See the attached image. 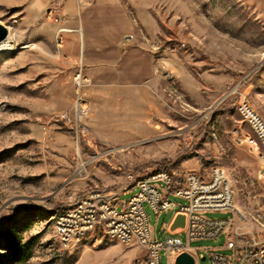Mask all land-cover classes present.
Returning a JSON list of instances; mask_svg holds the SVG:
<instances>
[{
    "label": "rangeland",
    "instance_id": "obj_1",
    "mask_svg": "<svg viewBox=\"0 0 264 264\" xmlns=\"http://www.w3.org/2000/svg\"><path fill=\"white\" fill-rule=\"evenodd\" d=\"M65 2L0 0V24L16 43L15 50L0 53V220L16 216L22 240H33L28 261H11L0 250L2 260L137 264L144 257L138 245L100 246L89 240L69 250L55 233L58 217L75 199L92 188L116 190L126 169L141 180L165 168L208 177L213 167L220 166L231 180L235 209L209 212L206 217L230 220L231 230L239 233L264 236L259 159L264 152L238 108L240 97L233 95L239 87L264 121V0H108L109 14L100 8L93 22L101 24V32L103 23H111L119 45L138 49L146 56V65L148 59L154 62L155 71L147 72L140 83L125 72L97 98L118 104L114 114H125L127 106L144 102L149 110L146 128L156 123L163 128L127 135L128 123H96L100 116L91 108L87 119L91 135L86 138L73 135L70 125L59 120L72 109L73 79L80 68L90 81L82 91L89 103L93 88L79 55L81 28L66 26ZM98 2L89 4L96 10ZM55 6L63 9L60 24L50 16ZM83 21L89 34L87 16ZM156 51L160 53L154 55ZM172 51H177L175 56L165 54ZM78 147L85 161L106 148L115 151L107 160L103 156L96 164L89 163L86 170L81 169ZM136 191L120 198L127 201ZM169 199L185 203L175 194ZM146 210L154 237L164 240L176 210L160 217L148 205ZM179 236L188 243L185 232ZM225 242L222 235L192 241L191 247L201 256L199 264H210L209 258L202 260L205 249L232 254L221 249ZM160 264H169L166 251L161 252Z\"/></svg>",
    "mask_w": 264,
    "mask_h": 264
},
{
    "label": "built area",
    "instance_id": "obj_2",
    "mask_svg": "<svg viewBox=\"0 0 264 264\" xmlns=\"http://www.w3.org/2000/svg\"><path fill=\"white\" fill-rule=\"evenodd\" d=\"M63 9L55 6L50 10L51 18L58 24L63 19ZM132 37H128L131 41ZM177 51L165 53L167 56L176 55ZM160 51L153 54L157 55ZM89 79L84 76L83 69L80 68L74 76L73 83L76 89V96L70 111H65L60 115V121L69 124L73 135L86 138L91 135L87 119L92 113L91 106L83 94V89L89 84ZM234 96L240 97L238 108L242 109L244 121L248 123L263 148L264 152V121L261 116L245 101L241 89L236 87ZM227 100V99H224ZM238 131L235 130L234 134ZM91 144V141H87ZM115 151L114 148H106L102 153L92 155L90 161H85L82 157L83 150L78 147V156L81 158V169H86L89 163H97L105 156ZM262 163L261 179L264 182V153L259 155ZM138 186H149V193H138ZM137 191L129 200H122L120 197ZM171 194L185 201L184 204L169 199ZM110 195H118V202L109 203ZM125 204H134V212H125ZM148 205L151 210L160 217L165 212L176 210V214L183 213L187 216L186 229L183 231L187 235L188 243H184L180 238V233L170 234L164 240L154 237L149 215L146 210ZM75 208V215H69V219L62 220V237L65 240V249L73 250L79 247V243L74 242L75 233H84V237H93V233H100V240H95L104 244L110 242V234H119V244L125 246L138 245L144 250L145 256L137 264H160L161 252L166 251L169 264H175L177 257L188 252L199 264L201 256L194 254L191 247L192 241L219 239L226 235L223 250L232 251V254L212 253L215 249H205L207 255L203 258L210 259V264H264V236L257 237L252 233H239L231 230L232 222L227 219H210L206 217L209 212L233 211L234 191L231 180L226 171L220 166L212 168L208 177L198 172H159L155 171L148 177L138 180L135 173L126 169L124 180L116 190L92 188L87 190L81 197L68 207ZM121 208V209H120Z\"/></svg>",
    "mask_w": 264,
    "mask_h": 264
},
{
    "label": "crops",
    "instance_id": "obj_3",
    "mask_svg": "<svg viewBox=\"0 0 264 264\" xmlns=\"http://www.w3.org/2000/svg\"><path fill=\"white\" fill-rule=\"evenodd\" d=\"M89 2L90 0H66L64 12L68 17L66 26L70 25L74 28H81L78 50L85 64V72L93 82V88L90 92L91 103L89 104L92 109L95 108V116L97 114L100 116L95 122L106 124L121 122L124 125L128 123L127 127L124 126V133L127 135H145L147 134V130L156 131L162 129L163 125L161 123L151 125L150 129L146 128L147 112L149 110L144 102L127 106L125 114L118 113L117 111V114H114L115 108H120L118 104H114L111 100L108 101L107 99L100 101L97 98L99 96L98 93L108 92L110 90L109 87H113L115 81H120L125 72L131 74L136 79L135 82L137 80H139L137 83L143 82V76L147 72L152 71L153 73L154 62L152 63L148 59L149 64L146 65V56L138 49L129 46L121 47L119 45V35H115L111 23L110 25L103 23L102 26L105 31H99L101 30V24L97 27L96 22H93L95 14L100 8V11L109 14L108 9L111 8L107 4L108 0H99L96 10L90 6ZM86 16L87 21H90L91 31L89 34L86 33L84 27L85 22L83 18H86ZM96 28L99 29L97 30ZM105 108L109 112H105V118L102 119V112H104ZM143 254L145 256V252Z\"/></svg>",
    "mask_w": 264,
    "mask_h": 264
},
{
    "label": "trees",
    "instance_id": "obj_4",
    "mask_svg": "<svg viewBox=\"0 0 264 264\" xmlns=\"http://www.w3.org/2000/svg\"><path fill=\"white\" fill-rule=\"evenodd\" d=\"M162 170H166L162 169ZM29 215V214H27ZM18 218L8 216L0 220V250H5L8 259L15 262H26L30 259L33 240L23 241L21 230L17 227ZM0 264H8L0 255Z\"/></svg>",
    "mask_w": 264,
    "mask_h": 264
},
{
    "label": "bare ground",
    "instance_id": "obj_5",
    "mask_svg": "<svg viewBox=\"0 0 264 264\" xmlns=\"http://www.w3.org/2000/svg\"><path fill=\"white\" fill-rule=\"evenodd\" d=\"M16 49L15 38L11 35H8L7 38L0 42V53L13 51ZM166 172V170H165ZM138 193H149V186H138ZM118 202V195H110L109 196V203H116ZM125 212H134V204H125ZM69 215H75V208H69L67 211L62 213L55 225V233L59 238L62 245L65 246V240H61L62 237V220L61 219H69ZM264 218V217H263ZM94 241V245L100 244L98 241L100 240V233H93V237H84V233H75L74 234V242L81 243L82 241ZM110 242H119V234H110ZM60 243V244H61ZM82 244V243H81Z\"/></svg>",
    "mask_w": 264,
    "mask_h": 264
},
{
    "label": "water",
    "instance_id": "obj_6",
    "mask_svg": "<svg viewBox=\"0 0 264 264\" xmlns=\"http://www.w3.org/2000/svg\"><path fill=\"white\" fill-rule=\"evenodd\" d=\"M7 36H8L7 27L0 24V42L4 41L7 38ZM186 225H187V216L183 213H178L175 216L172 224L170 225L169 230L172 234H178L186 229ZM202 260H205V258H202ZM175 264H196V259L190 253L183 252L177 257Z\"/></svg>",
    "mask_w": 264,
    "mask_h": 264
}]
</instances>
